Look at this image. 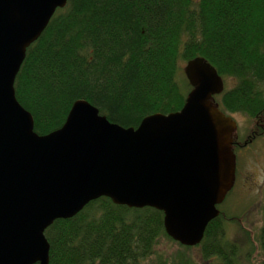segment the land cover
I'll use <instances>...</instances> for the list:
<instances>
[{
	"label": "trees",
	"instance_id": "trees-1",
	"mask_svg": "<svg viewBox=\"0 0 264 264\" xmlns=\"http://www.w3.org/2000/svg\"><path fill=\"white\" fill-rule=\"evenodd\" d=\"M197 57L235 81L214 97L219 110L255 119L264 110V0H68L26 49L15 99L39 136L60 128L76 100L111 123L136 128L145 116L180 110L190 90L181 68ZM221 216L195 247L199 258L243 264ZM44 236L48 264H140L159 237L168 239L162 213L106 198L53 222ZM256 243L264 264V223Z\"/></svg>",
	"mask_w": 264,
	"mask_h": 264
},
{
	"label": "water",
	"instance_id": "water-1",
	"mask_svg": "<svg viewBox=\"0 0 264 264\" xmlns=\"http://www.w3.org/2000/svg\"><path fill=\"white\" fill-rule=\"evenodd\" d=\"M67 1L0 0V264H48L45 230L100 198L156 210L170 240L198 246L234 184L236 124L213 100L221 77L197 57L182 67L190 90L179 111L124 128L76 100L60 128L39 136L14 79Z\"/></svg>",
	"mask_w": 264,
	"mask_h": 264
},
{
	"label": "rangeland",
	"instance_id": "rangeland-1",
	"mask_svg": "<svg viewBox=\"0 0 264 264\" xmlns=\"http://www.w3.org/2000/svg\"><path fill=\"white\" fill-rule=\"evenodd\" d=\"M186 63V62H185ZM185 63L183 65H185ZM182 69V68H181ZM182 73V74H181ZM180 76H183L181 70ZM185 79V78H184ZM224 90L235 85L234 80L224 79ZM235 122L237 133L245 134L251 127L253 120L240 113H227ZM260 138L256 144L247 148L243 158L246 174H236L233 188L227 193L224 201L217 207L224 220L225 238L241 246V259L243 264H260L262 258L257 247L256 239L259 229L264 223V204L262 200L264 189V151L254 155V147H259ZM260 146L264 149V142ZM240 167V165H239ZM245 174L246 176L242 175ZM240 177V178H239ZM247 179V186L243 180ZM249 241V242H248ZM245 245V246H242ZM202 264L199 251L195 247L183 248L169 238L159 237L148 259L140 264Z\"/></svg>",
	"mask_w": 264,
	"mask_h": 264
},
{
	"label": "flooded vegetation",
	"instance_id": "flooded-vegetation-1",
	"mask_svg": "<svg viewBox=\"0 0 264 264\" xmlns=\"http://www.w3.org/2000/svg\"><path fill=\"white\" fill-rule=\"evenodd\" d=\"M247 118L249 120L252 119V118H249L248 116ZM252 120H253L252 125L245 134L241 135L237 133V128H236V131L232 137L231 150L234 155V161H235L234 162L235 163V181L237 179L236 177L237 172L240 174L242 170L245 174L247 173L244 169L243 158H242L245 155V152H246L245 150L249 147H252L254 144H256L257 139L260 138L259 147L254 149V147L256 146L255 145L252 149V152L254 150V155H256L264 151L263 147L260 146L261 141L264 142V110L260 112L259 115L256 116L255 119H252ZM244 173L242 175L246 176ZM243 180L246 182V184L242 186L245 187L247 186V179L244 178ZM235 181H234V184H235Z\"/></svg>",
	"mask_w": 264,
	"mask_h": 264
}]
</instances>
